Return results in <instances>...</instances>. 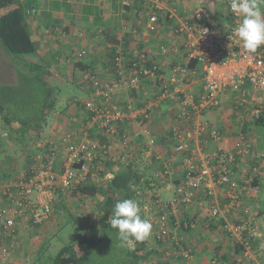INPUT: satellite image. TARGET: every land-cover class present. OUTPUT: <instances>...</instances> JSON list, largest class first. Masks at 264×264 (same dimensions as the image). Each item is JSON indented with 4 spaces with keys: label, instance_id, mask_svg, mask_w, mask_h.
<instances>
[{
    "label": "built area",
    "instance_id": "1",
    "mask_svg": "<svg viewBox=\"0 0 264 264\" xmlns=\"http://www.w3.org/2000/svg\"><path fill=\"white\" fill-rule=\"evenodd\" d=\"M132 2L122 0L124 6H130ZM160 2L155 0L148 15L146 28L149 32L158 31L159 13L165 9L159 5ZM258 3L264 7L262 0ZM230 4L231 0H227L224 18L219 21L216 16L215 20H210L199 14L191 20L178 21L176 31L181 37L180 42L164 44L159 49L160 56H168L172 51L177 56V62L171 64L169 73H165L162 66L152 59L148 50L137 52L143 62L140 65L129 64V60L118 50L119 55L114 59L116 75L109 81L103 80L94 69L79 70L80 79L90 94V99L85 101V109L90 114L87 121L82 123L81 128L70 130L58 139L50 138L46 151L39 148L33 152L31 163L21 176L0 182V264H7L8 250L12 246L10 241L17 237L16 230L20 224L31 226L47 221L60 196L84 182L94 170L95 159L109 154L116 144L123 151L131 150L133 140L139 135L145 138L147 153L162 160L166 173L180 172L182 175L169 200L155 195L145 206L150 212L153 208L165 209L155 217L159 236L168 232L169 214L177 215L178 205L194 203L198 192L213 197L210 216L217 221L251 196L256 189L252 184L253 177L238 182L234 179L233 166L234 162H238V155L245 156L251 151L252 144L244 143L246 136L242 133L241 143L237 141L235 149L234 146H216L214 150L205 152L203 147L209 143V138L219 142L224 135L219 128L199 120L203 113L220 106L230 92L238 106H246L251 90L259 95L256 103H264V46L254 54L244 50L234 36V29L242 18L231 12ZM87 54L85 47H79L71 59L74 62L84 61ZM149 60L153 64L145 65ZM193 62H197L196 65H192ZM146 83L155 87L156 91L153 96L142 99L140 104L118 103L119 100L114 97L120 90L141 91ZM169 102L175 103L177 108L169 128L174 144L170 155L163 157L158 152L153 153L157 142L152 127L146 121L165 116L164 106ZM253 110L255 115L259 114L257 107ZM130 127L137 128V132L131 134ZM90 130L100 132L106 141L92 137ZM202 135L205 137L202 138ZM6 136L7 132L0 135L3 139ZM197 138H200V145H196ZM107 176L112 177V174ZM222 189L230 198L224 205L225 209L216 199ZM161 202L166 204L160 207ZM185 224L188 226V223ZM197 224V220L193 222V226ZM224 229L228 232V239L234 236L241 238L244 245L234 264H258L255 249L243 241L242 234L246 230L251 234L264 232V223L258 225L250 219L239 223L232 221L226 222ZM173 239L175 242L167 246L162 255L168 259H181L182 262L192 260L193 247L185 246L184 239L176 235ZM210 264H218L217 257Z\"/></svg>",
    "mask_w": 264,
    "mask_h": 264
},
{
    "label": "trees",
    "instance_id": "2",
    "mask_svg": "<svg viewBox=\"0 0 264 264\" xmlns=\"http://www.w3.org/2000/svg\"><path fill=\"white\" fill-rule=\"evenodd\" d=\"M40 1L41 0H0V46L6 54L14 56L10 57L14 60L15 67L18 68L17 72L19 73L18 84L0 83V116L5 125L4 132H7L6 140L8 139V141H10L9 144H12L14 141L16 144L23 146V152L26 153L28 166L31 163L34 155L33 150L35 148L36 150L40 148L46 151L47 147L50 145L44 136L43 130H45V126L48 124V118L54 114L57 103L63 92L58 82H52L54 77H57V79L59 78V71L51 70L52 63L58 62L60 60L58 58L61 54L58 53L57 50H49L45 53L41 52L42 44L39 40L40 36L38 37L33 30L29 20L30 16H34L39 23L42 18L45 29H50L51 32L55 34L59 33L56 29L59 27L62 32L69 33L71 31V25L78 27L79 30L82 29L90 32L87 37H94L96 40L103 43L104 50L102 52V57L104 61L109 64L110 68H114L113 73L115 75L114 59L119 55L118 50L129 60V64L137 63L140 65L143 63L140 57L136 55L137 53H135V50L130 47L129 43H131V39H133L132 36L128 35V37H124V39H120L117 36L115 32L116 27L110 25L104 18L102 9L96 4L97 0H79L83 3V17L78 21L75 20L72 13L73 8L70 0H48L52 8H49V10L45 12H42ZM132 3L130 6L121 4L124 13L131 9ZM60 9L65 10L64 14L60 17L54 15V11ZM160 20L170 23L173 22L174 19L170 17V12H168L167 9H162L159 13V21ZM69 56L70 55H68V57ZM85 60L76 62V66L79 67V70L88 68L93 69V65L85 63ZM196 63L197 62H193L192 65H196ZM144 64L151 66L153 61L149 60ZM60 80L62 81V79ZM76 102L79 104L80 109L85 112V115L83 114V120L85 122V120L88 119L87 117L90 116L89 112L85 109V102H81L79 99H76ZM254 104L255 107L259 109V114L255 115L252 113L249 120H245L244 118L249 114L248 111L250 109L246 106L238 107L239 111L243 114V118L236 121L243 120L242 127L244 133H247L246 131L249 126H251L250 124H252L255 129L264 127V103ZM81 115L82 113H80V116ZM146 123H149L148 119ZM161 123L162 121H159L158 126H160ZM162 125L166 129V125L164 123H162ZM127 126L128 125H126V127ZM131 127L135 126L131 125ZM131 127L129 128L131 134L137 132V128L131 129ZM220 131L224 135V131L221 129ZM90 132L92 137L96 136L93 130H90ZM171 135L170 132L169 136H159V133L157 134L153 131V136L157 144L159 142L167 144L166 140L168 137H171ZM136 138L133 140V148L131 150H122L117 157L116 153L110 152L106 156H100V158L95 159L94 170L88 174L87 179L70 190L71 195L76 198L84 197L98 201L97 208L101 210V213L95 223L90 226L89 230L79 235L77 239L65 243L59 249L50 264H143L144 262L147 263L149 260L148 258L151 256H159L160 259H168L162 255V252L167 246L175 242L173 239L174 235L178 238H183L185 246L191 245L193 247L191 254L192 256L195 255L196 246L198 245L193 246L194 243L188 238L192 228L196 227L193 226V222H196L197 218L188 215L189 207L193 203L188 206L185 204L178 205L177 215L169 214L168 232L165 235L161 236L160 234L159 236V232L155 225V230L159 237L154 239V245H151L149 238L146 241L136 243L134 250L130 251L120 245L116 230L111 228L109 219L112 215V209L118 200L126 198L133 199L138 203L139 208L141 207L140 215L142 218L146 219V211L151 215L149 221L156 224L155 217L165 212V209L153 208L152 212H150L145 207L147 202H149L151 198H154L155 195L161 199L169 200L170 195L164 198L160 196L159 192H155L157 187L165 183H170L174 188V186L176 187L182 180L180 172H175L172 175L166 173L164 163L162 160H158L156 155H153V159H151L150 162H143L145 160L144 153L146 152L145 138L142 135ZM0 139L1 152L3 138L0 137ZM39 139H42L41 141L43 142H41L39 146H36L37 144H34V142ZM169 139V142H174L173 138ZM105 141L104 139L101 140V142ZM238 159L239 155L237 156V161ZM260 160L261 157L259 156L253 158L248 164V174L240 178L235 177L237 176V171H239V164L234 162V179L242 183L244 179L252 176V184L254 187L258 188L257 185L261 183V176L259 172H255V169L260 165ZM260 170H264V168H259V171ZM108 173H111L112 177L107 176ZM5 179H13L8 177L6 168L2 169V172H0V182ZM197 195V198L203 196L207 199L209 198L211 203H213L212 196L204 192H198ZM229 201L230 198L226 196V202ZM164 204L166 203L161 202L159 206L163 207ZM259 204L261 205L260 212H258L259 216H264V200L260 201ZM219 220L220 221H217L214 218L208 219V226L215 228L217 227V223L219 225L226 224L222 217ZM239 222L241 221L236 223ZM44 223L31 226H33V228H38ZM176 223L177 228H175ZM185 223H188V226H186ZM214 223L216 224L215 226ZM224 231L226 230L224 229ZM262 236L263 234L260 233L251 234L249 230L244 231L242 234V238L254 249L259 245L264 247V239ZM11 239L12 238H9V240ZM18 239L19 238L16 237L14 240L10 241V245L12 246L9 247L8 250V261L11 255L10 252H13L12 250L15 248L12 247L16 246ZM234 241H238L235 236L232 239H228L227 242L234 244ZM0 243H2L1 240ZM216 249L219 250V247ZM243 250L244 248L242 247L241 251ZM220 253L221 249L219 252L217 251L213 257H217L218 264L222 263L224 256L230 257L229 253H221L223 257ZM236 253L238 254L239 251H236ZM262 253H264V251H262ZM40 255H42L41 252ZM237 257L232 259V261H234L233 264L236 262ZM39 260L37 262H40ZM179 261L182 263L181 259H179ZM190 261L191 260L186 261V263H190ZM33 264L35 263L33 262Z\"/></svg>",
    "mask_w": 264,
    "mask_h": 264
},
{
    "label": "crops",
    "instance_id": "3",
    "mask_svg": "<svg viewBox=\"0 0 264 264\" xmlns=\"http://www.w3.org/2000/svg\"><path fill=\"white\" fill-rule=\"evenodd\" d=\"M176 1L178 0H161V2L159 3V5L164 6L165 9L168 10V12L171 11V13L174 15L171 18L174 20L173 22H170V23L164 20L163 21L160 20L158 31L156 32H149L147 31V28H146L148 15L153 10V7L155 5V0H133L131 9H129V11H127L126 13H124V10L122 8V5H123L122 0H99L97 1L96 4L99 5L100 8L102 9V15L108 21V23L116 27L115 32L120 39L122 38L124 39V37H128V35L132 36L133 39H131V43L129 44H130V47H132L135 50V53L141 50H148L152 55V59L162 66L165 73H169L171 69V64L177 62V58H176L177 56L173 53V51L169 53L168 56H160L159 49L161 45H164V44L169 45L173 42H180L181 37L179 33H177L176 31L177 24L179 23L178 21L181 19H186V18H189L191 20L195 18L197 14L202 16L204 19H210V20H215L214 16L217 17V21L224 18L223 16L224 12L222 11L210 10L209 13H205L204 8H202L199 3L196 4V3H193L192 1L187 2L186 0L182 2L184 3L183 10H181L182 12L178 10L176 11V6H175V4L177 3ZM73 26L74 25L70 26L71 31L74 30ZM62 34H65V33L62 32ZM66 37L68 36L66 35ZM69 38L72 39V37H68V43H67L66 48H72L73 50H75L78 47L85 46L86 49L88 50V54L85 58L86 59L85 63L92 64L93 69L99 73V75L103 78V80L109 81L115 77V74L113 73L114 68L113 67L110 68L109 64H107L102 57V52L104 50L103 48L104 45H102L103 43L99 42L94 37L93 39L92 37H87L86 39L78 37L76 38L77 41H75L76 40L75 38H73L72 40ZM62 39L63 38H61V40ZM60 45L61 47L60 48L58 47L57 49L58 53H60L61 55H65L66 58L68 57V55L71 56L72 53H70L69 50L64 48V44L61 43ZM155 91H156L155 87L146 83L142 86L141 91L140 90L136 91L132 89L131 90L130 89L120 90L116 95H114V97L119 100L118 103L127 104L128 102H130L132 104H135V103L140 104L143 101L142 99L148 98L150 95L153 96L155 94ZM251 93H252V96L251 95L249 96L250 97L249 102L246 104V107L249 109H253L255 107L254 103H256L259 98V95L255 93L254 91L251 90ZM76 99L73 98V100H71L72 102L68 101L65 104V108H63V110L65 111L62 114H60L61 113L60 110H58L55 113L57 118H56V121L54 122L53 127H51L52 124H50V122L48 121L47 126H50V127L48 128L46 126L45 130H43L45 138L47 140H49L50 138L58 139L60 138V136H62L64 133L70 130L81 128L82 122H84L83 119H84L85 112L80 109V106L79 104H77ZM82 101L83 100H81V102ZM238 107L240 108V106H238L237 103L234 101V96H232L230 92L228 95H226L225 100L222 102L220 106L213 108V110L203 113L204 114L203 117L207 116V119H203L202 115L199 117L200 121L207 122L211 126L217 127L224 131V138H222L219 142L214 141L209 138V143L206 144V146L203 145L205 146L203 147L205 152L214 150L216 146L233 148L234 136H236L234 135V126H233L234 121L241 119V116H242V112L239 111ZM164 109L166 112L165 116L158 117L159 118L158 120L157 118H155L149 121L150 127H152V130L155 131V133L157 134L159 133V136L160 135L169 136L170 134L169 128L172 123L171 117H173L177 111L176 104L173 102L166 103L164 106ZM70 113L73 115H70ZM80 113H82L81 116H80ZM72 117L74 119L73 121H71L70 119ZM159 121H162V123L166 125V129L164 128L162 123L160 126H158ZM51 128L53 129L52 133H50L49 131L51 130ZM96 137H98L101 140L104 139V141L106 140V137L102 135L100 132H96ZM204 137L205 136L202 135V138ZM169 138L171 137H168V139L166 140L167 144L159 142L155 148V151H153V153L155 154V152H158L163 157L169 156L170 149L172 148L171 146L174 144V142L172 143L169 142L170 140ZM13 143L16 144L13 141L12 145ZM263 144L264 143L262 142V146L264 147ZM3 145L1 148V153L11 159L15 158V154L14 153L11 154L9 150L5 148L6 146H3ZM196 145H200V138L196 139ZM259 146H261L260 143H259ZM121 151H122V147L116 144V147H113L111 152L116 153V157H117V155ZM146 155H150V153H147ZM152 159H153V156H152ZM15 162H16V158H15ZM18 167H19L18 164H15L12 166V169H17ZM27 167H28V162L26 160V153H25L24 154V168H27ZM260 180H261V183L260 185H257L258 188L256 190V192L259 191V194H261L260 190L263 188L262 186L264 184V182H262L263 176H261ZM170 185L172 186V184L170 183L169 184L165 183L164 185L157 187L155 192H159L160 196L167 198L168 195H171V191H173V189L171 188L169 189ZM163 194L165 195L167 194V196H163ZM226 196L227 195H226L225 190L222 189L220 190L219 195L216 198L217 200L220 201L222 206H224L226 203ZM255 197L256 196H252L248 200L250 201L255 200L256 199ZM258 198H260V196L258 197V194H257V199ZM73 200H74V196H72L71 193H66L61 198V200H59V202L55 204L53 212H56V213L62 212L65 209L64 202H67V201L71 202ZM77 200H79L80 202L85 200L86 202L83 206L84 208H87L89 206L90 209L89 207L88 209L89 211L92 212L89 214H92L93 216V212H94L93 210L97 208L98 201H96L95 199L84 198V197L77 198ZM245 202L247 201H244V203ZM86 203L88 204V206ZM210 203H211V200L209 198L207 199L203 196H199L196 199V201L189 207L188 215H190V217H193V218L196 217L198 221L197 226L192 228V231L190 235L188 236L190 241L193 242L195 246L198 245L196 246V251H195L196 253L193 256L189 264H210L212 258L215 256L217 251L219 252L220 249H221L222 254L230 253V257H225V256L223 257V255L220 253L223 257L221 264H230L232 262V259L242 254L241 248H242L243 242L241 241V238L236 237L237 240L238 239L239 240L234 241L233 242L234 244H231L227 242L228 232L224 231L225 225H222V224L219 225L217 223V227L215 228L208 226V219L212 218L210 216V205H211ZM240 211L237 209L235 210V213L237 214L238 219L241 215V214H238ZM258 212H260V210ZM145 214H146L145 218L149 221L151 215H149V213L146 211H145ZM92 216H90V219H88V224L86 223L87 221L86 215H85V218L83 216L84 218L83 222L86 223V225L84 224L83 226H85L87 230H89L90 226L94 224L96 221V217L95 216L92 217ZM242 216H244L242 218H245V219H250V220L253 219L251 221L258 223V225L264 223V219L263 218L261 219V217H255L254 219L252 218V216H247L245 214ZM222 218L224 219L225 222H228V223L232 221L234 222V209H232L231 213L229 214L225 213L224 217ZM53 220L56 221L55 216ZM239 221H242V220H239ZM151 224H152V233L150 236V241L152 239L153 240L157 239L158 237L156 230H155V224L154 223H151ZM215 225L216 224L214 223V226ZM42 227H44L43 229L44 232L46 231L47 233H50V232L52 233V231H50L49 227L46 225L39 226L38 228H33L26 223H22L18 226L17 238L19 239L17 240L15 248L12 250L13 252H10L11 255L9 256L10 258L8 261L9 264H22L23 262L22 258L24 257V255L26 256L27 252L31 251L30 250L32 248L31 245L34 242L39 241L40 239L39 237L41 236L39 235L38 231L42 230ZM217 247H219V250L216 249ZM236 251H239V253L237 254ZM152 257H153L152 259L157 258V261L163 260V262L167 264H180L179 259H176L175 260L176 262H175L173 259H166V258L159 259V256H152Z\"/></svg>",
    "mask_w": 264,
    "mask_h": 264
},
{
    "label": "rangeland",
    "instance_id": "4",
    "mask_svg": "<svg viewBox=\"0 0 264 264\" xmlns=\"http://www.w3.org/2000/svg\"><path fill=\"white\" fill-rule=\"evenodd\" d=\"M99 1V0H97ZM96 1V3H97ZM184 0H178L176 1L177 3L175 4L176 6V11H180L183 10L184 7V3H182ZM187 2H193V3H199L201 5L202 8H204V12L205 13H209L210 10L212 11H222L225 12V6L227 5V0H186ZM71 2V6L73 8V15L75 20H80L83 17V10H82V6L83 3H81L79 0H70ZM102 2V1H101ZM107 2V1H106ZM41 7H42V12H45L47 10H49V8H52L49 1L48 0H41L40 1ZM203 10V9H202ZM57 11V12H55ZM54 11V15H58L59 17L62 16L64 14V9H60V10H55ZM82 14V15H81ZM41 15V13H40ZM30 23L32 25L33 30L35 31L36 35H38L39 40L42 43V50L41 52L45 53L48 52L49 50L54 51L57 50L58 47H61V43L64 44V48H66L67 43H68V37H72L73 38H84L86 39L87 36H89L88 31L86 30H79L78 28H76L75 26H73V31L69 32V33H65L62 34V31L59 28H56L57 31H59V33L55 34L54 32H51V30H47L45 29V27L43 26V22H42V18H41V22L39 23L38 20L34 17V16H30L29 18ZM41 32V34H40ZM78 32V33H77ZM40 34V35H39ZM66 35L68 37H66ZM43 36V37H42ZM61 38H63L61 40ZM71 39V38H69ZM71 39V40H72ZM93 39V37H92ZM67 40V41H65ZM91 40V39H90ZM77 41V39L75 40ZM80 41V40H79ZM92 41V40H91ZM1 45V44H0ZM84 47V46H81ZM79 48V47H78ZM77 48V49H78ZM67 50L70 51L71 56L67 57L65 55H60L58 59H60L58 62H53L52 66H51V70L56 69V71H59V75L58 77L60 79H62V81L57 77L54 79H52V82L54 83H59V86L62 88V94H61V98L57 103V108L54 112V114L52 116H50L48 118V121L50 122L51 127H53L54 122L56 121V115L55 113L60 110V114H62L65 110H63V108H65V104L68 102V100H73L79 99V100H83L82 102H85L86 100L90 99V94L87 91V87L84 86L80 79V73H79V67L76 66V62H74L71 58L72 55L76 52L77 49L73 50L72 48H66ZM10 56L14 57L13 55L10 54ZM9 56V54H6L2 47L0 46V83H8V84H18L19 83V73L17 72V67H15V62L14 60ZM256 93V92H255ZM256 95V94H255ZM252 96V93H251ZM213 110V109H211ZM249 114L246 116V118H244L245 120H249L250 116L252 113L255 112V110L250 109ZM70 115H73L70 113ZM204 114H202L203 117ZM75 116V115H74ZM241 118H243V114L241 116ZM71 121H73V117L70 118ZM159 118H157L158 120ZM203 119H207L206 117H203ZM242 123L243 120H240L239 122H237L236 120L234 121V149L236 147V142H240L241 143V139L240 136L243 132V127H242ZM251 126H249V128L247 129V133H244V135L246 136L244 143H250L252 144V149L248 154H245V156H240L238 159L237 164L239 171H237V176L238 178L243 177L244 175L248 174V168H249V163L251 162V160L255 157H261L260 165L257 167V169H255V172H259L260 176H263V181L264 182V170H260L259 168L262 169L264 168V147L262 146V142L264 143V127L262 128H257L255 129V127H253L252 124H250ZM47 126V125H46ZM45 126V127H46ZM48 128L50 126H47ZM251 129V130H250ZM5 131V125L4 122L2 121V118L0 116V135ZM50 133H52L53 129L51 128V130H49ZM260 133V134H259ZM45 136V135H44ZM42 139H39L37 141L34 142V144L36 143V146H39L41 144ZM240 140V141H239ZM40 141V142H39ZM243 141V140H242ZM259 143L261 146H259ZM4 144V145H3ZM3 146H6L5 148L7 150H9V152L12 154H15V158H16V162H15V158H7L6 155L2 154L0 152V172H2V169H4L6 167L7 169V174L9 178H15L17 176H21L25 169L24 168V152H23V146H20V144H9L8 139H3ZM264 145V144H263ZM2 148V146H1ZM38 148V147H37ZM33 150V149H32ZM36 150V148L33 150V152ZM147 151L144 153V158L145 160L143 162H150L152 159L151 155H146ZM263 156V158H262ZM18 164V168L17 169H12V166ZM13 170V171H12ZM167 186V185H166ZM263 188L260 190L261 194H259V191L256 192L257 188L255 190H253V192L251 193V196H256L255 200H248L249 198H246L245 201L247 202H241L240 206H235L234 207V223L238 222L239 220H246L245 218H242L244 216L242 215H247V216H252V218L255 219V217H261V219H264V216H259L258 211L261 208L260 200H264V184L262 186ZM167 188V187H166ZM173 189V187L170 185L169 189ZM168 189V188H167ZM171 191V195H172ZM70 193V192H68ZM168 194V193H167ZM167 194H163V196H167ZM257 194L258 197L260 196V198L257 199ZM65 194H63L62 196H60V200L61 198L64 196ZM170 195V197H171ZM169 196V195H168ZM167 196V197H168ZM87 200V199H85ZM85 200L83 201H79L77 200L76 197H74V200L71 202H64L65 203V209L63 210L62 208V212L60 213H56L53 212L54 215L49 218L42 226L46 225L49 227V230L52 231V233H47L46 231L44 232V227H42V230L38 231L39 235L41 237H39V241L38 242H34L31 246L32 248L30 249V252H27L26 256L24 255V257L22 258L23 262L22 264H33V262L36 264V262L39 260L40 262H37V264H50L52 259L55 257V255L58 253L59 249L65 244V243H69L72 240H75L79 237V235H82L85 233V231L87 230V228L85 226H83L84 224L86 225V223L88 224V219H90V216H92L91 211H89L88 207L84 208V204H85ZM66 201V200H65ZM242 201V200H241ZM259 201V203H258ZM61 204V203H60ZM82 205V207H81ZM260 205V206H259ZM61 207V206H60ZM224 208V206H222ZM247 208V209H246ZM225 209V208H224ZM223 209V210H224ZM241 210L238 214H241L239 219L237 217V214L235 213V210ZM87 212H86V211ZM247 210V211H246ZM93 216L92 217H96V219L100 216L101 210L99 208H95L93 210ZM88 214V215H87ZM86 215V223L83 222L84 218ZM54 216L56 217V221L53 220ZM84 216V218H83ZM236 216V217H235ZM249 218V217H247ZM253 220V219H251ZM33 227V226H31ZM260 234H263V239H264V232H260ZM239 240V239H238ZM244 242H246L243 239ZM151 245H154L155 241L152 239L151 241ZM241 244V242H240ZM15 246H13L12 248H14ZM242 247H244V245H242ZM234 251V250H233ZM262 251H264V247H261L260 245L255 249L254 254L256 256V258L258 259V264H264V253H262ZM40 252L42 253V255H40ZM230 254V253H229ZM258 256V257H257ZM40 257V258H39ZM20 258V256H19ZM153 257L151 256L150 258H148L149 260L147 261V263H143V264H167L164 263L163 260L157 261V258L152 259ZM262 258V259H261ZM36 259V260H35ZM160 259V258H159ZM172 259V258H171ZM175 261V259H173ZM176 262V261H175ZM9 264V262L7 263ZM180 264H189V262L186 263V261H183L182 263L180 262Z\"/></svg>",
    "mask_w": 264,
    "mask_h": 264
},
{
    "label": "clouds",
    "instance_id": "5",
    "mask_svg": "<svg viewBox=\"0 0 264 264\" xmlns=\"http://www.w3.org/2000/svg\"><path fill=\"white\" fill-rule=\"evenodd\" d=\"M230 9L242 18L234 29L235 38L246 52L254 54L264 46V7L258 0H231ZM109 224L116 230L120 245L130 251L136 243L149 239L152 233V224L141 217L138 203L130 198L115 203Z\"/></svg>",
    "mask_w": 264,
    "mask_h": 264
}]
</instances>
